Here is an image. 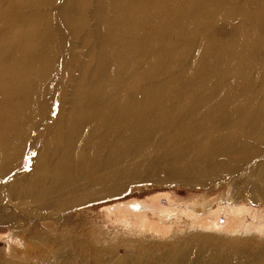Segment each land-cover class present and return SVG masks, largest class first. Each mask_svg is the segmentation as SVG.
Returning <instances> with one entry per match:
<instances>
[{"label":"bare ground","instance_id":"6f19581e","mask_svg":"<svg viewBox=\"0 0 264 264\" xmlns=\"http://www.w3.org/2000/svg\"><path fill=\"white\" fill-rule=\"evenodd\" d=\"M3 1L8 14L1 13ZM219 1L192 0L201 3L208 18ZM222 1L232 28L225 38L210 37L202 45L201 61H210L206 81L197 87L196 71L165 75L174 77L171 82H189L190 95L184 89L171 94L162 75L142 70L149 45L156 52L161 47V52L168 34L171 41L166 42L172 44L187 24L193 29L200 22L194 15L188 17L185 9H173L172 0H71L51 11L38 7L56 0H0V161L35 153L28 162L30 182L23 181L29 182L30 199L47 196L48 185L57 187L75 162L106 151L121 153L114 163L130 160V168L163 163L167 169L193 170L227 159L250 142L252 133L264 134V109L257 115L255 110L258 104L264 108V100L257 102L262 94L264 98V0ZM77 19V34H84L91 60L81 65L78 76L66 80L69 89H57V113L45 123V103L55 98L48 83L59 77L54 72L59 48L56 31L69 28ZM132 90L133 96L128 95ZM66 92L71 94L69 100ZM166 92L170 94L164 96ZM235 113H241L236 120L231 117ZM33 117L45 123L40 149L22 147ZM254 117L256 122L250 126ZM144 208L148 207L134 202L123 212L129 211V219L134 214L135 225L144 229L149 227L141 218ZM141 261L136 258L134 264Z\"/></svg>","mask_w":264,"mask_h":264},{"label":"rangeland","instance_id":"374dc122","mask_svg":"<svg viewBox=\"0 0 264 264\" xmlns=\"http://www.w3.org/2000/svg\"><path fill=\"white\" fill-rule=\"evenodd\" d=\"M172 1L173 9H185L188 17L194 15L200 22L193 29L187 24L185 32L172 44L168 34L169 42H163L161 52V47L156 52L155 46L149 45L142 70L162 75L160 79L171 88V94L182 89L188 93L189 82H171L174 77L165 75L196 71V86L206 81L210 61H201L199 52L208 38L229 35L232 18L227 17L222 0L211 18L204 14L199 2ZM4 2L1 13L8 14L10 10ZM70 3L71 0H56L38 9L51 11ZM89 18L94 25L93 18ZM55 23L57 26V19ZM79 28L77 19L69 28L56 31L59 48L54 72L59 77L48 83L53 97L59 95V87L69 89L66 80L78 76L81 65L91 60L84 34H77ZM142 56L139 53L141 61ZM198 59L206 64H200ZM134 93L132 90L128 95ZM262 96L257 102L262 103ZM49 103L44 106L45 123L57 113L56 97ZM259 109L264 108L256 105V115ZM240 115L231 117L236 120ZM256 117L250 120V126ZM45 123L32 118L23 148L42 147L41 128ZM255 134L227 159L221 157L217 164L193 170L176 166L167 169L163 163L130 168V160L114 163L121 153L106 151L75 162L60 177L57 187L50 183L48 195L37 200L27 194L32 173L28 162L35 153L0 161V264H134L136 258L143 264L163 260L177 264H264V134ZM22 163L24 168L17 171ZM11 170L10 175L2 177ZM26 179L29 182H23ZM134 202L148 207L141 218L149 227L139 228L135 225L137 217L133 214L129 219V211L123 212ZM162 208L172 211L166 214V210L159 211Z\"/></svg>","mask_w":264,"mask_h":264}]
</instances>
